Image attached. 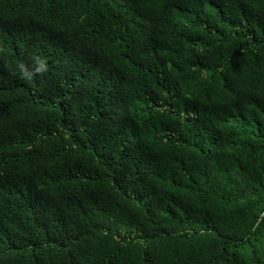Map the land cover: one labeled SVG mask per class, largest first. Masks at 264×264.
Instances as JSON below:
<instances>
[{
    "label": "trees",
    "instance_id": "16d2710c",
    "mask_svg": "<svg viewBox=\"0 0 264 264\" xmlns=\"http://www.w3.org/2000/svg\"><path fill=\"white\" fill-rule=\"evenodd\" d=\"M0 264H264V0H0Z\"/></svg>",
    "mask_w": 264,
    "mask_h": 264
},
{
    "label": "clouds",
    "instance_id": "9594fccd",
    "mask_svg": "<svg viewBox=\"0 0 264 264\" xmlns=\"http://www.w3.org/2000/svg\"><path fill=\"white\" fill-rule=\"evenodd\" d=\"M33 63H34V73L41 74L48 71V65L46 62V58L41 55H34L33 56ZM19 73L21 76H23L26 79H30L32 76V73H26L24 65L19 64L18 65Z\"/></svg>",
    "mask_w": 264,
    "mask_h": 264
}]
</instances>
